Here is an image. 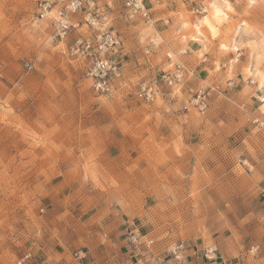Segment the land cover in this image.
Here are the masks:
<instances>
[{"label":"rangeland","instance_id":"374dc122","mask_svg":"<svg viewBox=\"0 0 264 264\" xmlns=\"http://www.w3.org/2000/svg\"><path fill=\"white\" fill-rule=\"evenodd\" d=\"M94 2L109 31L123 41L128 32L147 66L116 95L92 92L83 63L64 54L65 43L50 42L47 22L36 21L33 0H0V264H16L27 251L29 264H40L62 246L80 248L112 215L129 222L128 237L168 255L180 241L214 235L224 211L249 208L250 158L264 155V120L248 115L254 104L245 114L228 97L240 88L237 79L188 80L151 103L135 93L166 55H175L171 70L188 52L177 43V9L194 18L190 24L207 15L215 46H229L244 71L264 69V0L251 7L230 0L234 11L223 22L204 9L193 13L188 0H143L150 21L130 16L119 0L109 8ZM75 32L88 31L69 39ZM201 85L210 92L204 112L190 105ZM243 85L256 83L247 76Z\"/></svg>","mask_w":264,"mask_h":264},{"label":"crops","instance_id":"0c3cea01","mask_svg":"<svg viewBox=\"0 0 264 264\" xmlns=\"http://www.w3.org/2000/svg\"><path fill=\"white\" fill-rule=\"evenodd\" d=\"M98 1L106 8L112 6V0ZM119 1L121 2V0ZM173 14V22H176V17L180 16L178 24L179 32L182 36L179 34L177 43L188 50L180 61L189 71L183 83L190 80L192 81L190 85L195 86L197 82H206L210 79L212 84V81L215 82L218 77L225 79L233 75V78L237 79L235 86L240 85V88L235 92L232 91V94L230 92L228 97L231 101H234L237 107L245 109V114H248V108L250 109V106L254 104L256 109L252 114L248 115L261 121L263 117L261 112L264 111V89L259 87L258 73L264 76L263 67L258 69L254 66L248 72L246 68L244 71L241 66H238L239 59L233 57L229 46H227L228 50L221 49V45L215 46V40L218 37L212 38L205 29H202L201 35L190 37L195 21L192 24L189 22L194 18L178 9ZM181 22L187 23L189 28L180 29ZM124 34V41L119 37L122 41L120 54L121 73L119 78L113 82L114 95L116 93L119 94L121 86L125 87L129 79L147 72L144 70V68L147 69V66L144 65L140 52H135L136 46L132 42L133 39H128L127 31ZM77 35L75 32L71 39ZM169 36L167 38L171 39ZM69 37L68 40H71ZM181 38L183 41H181ZM207 50L210 51L209 54ZM203 57L204 60H208L207 63L204 60V62L201 61ZM170 63L171 61L165 59L159 65L158 71L148 77L146 81L158 73L169 71L167 68ZM247 76L253 78L256 86L243 85L241 87L242 81ZM210 88H213V86L210 85ZM256 97L261 98L263 103L260 104ZM249 104L251 105L247 106ZM248 140L249 137L244 140V143L250 145L251 141L248 142ZM250 164L253 167L250 176H248L251 180L249 182L251 186L249 208L245 212L239 210L224 211L223 223L214 235L212 234L209 238H203V235H200L199 237H193L188 242H184L185 250L182 255L183 260L180 262L172 259L169 254L163 253L166 250L164 247L153 248L146 242L140 243V239L135 244H132L127 236L129 222L117 218L118 215H112L111 218L113 219L102 228L101 233H96L89 240H84L82 247L78 248V244L62 246L61 251H55L51 254L48 252V258L40 264H73L71 253L79 249L85 250L87 254V259L82 264H264V155L250 158ZM137 231L135 230L132 234L140 236ZM133 236L136 237V235ZM212 247L216 252L215 257L206 259L205 251ZM252 247H257V251L252 252Z\"/></svg>","mask_w":264,"mask_h":264},{"label":"built area","instance_id":"2783aa9c","mask_svg":"<svg viewBox=\"0 0 264 264\" xmlns=\"http://www.w3.org/2000/svg\"><path fill=\"white\" fill-rule=\"evenodd\" d=\"M188 2L191 4L193 13L200 15L203 12L202 0H188ZM121 3L130 16L150 21V11L143 0H121ZM33 6L36 21H45L49 24L50 42L57 45L65 43L64 54L69 59L83 63L85 77L90 81L92 92L98 96H111L114 91L113 82L119 78L121 73L122 41L106 27L107 18L100 12L94 0H33ZM83 26L88 32L78 34L68 43L69 34ZM181 54L185 55V52ZM172 56L167 55L168 61H171ZM25 68L29 71L32 65L27 63ZM3 72L0 59V78ZM188 72L183 63L176 61L171 70L158 73L148 81L139 82L135 97L143 103H151L161 95L162 90L166 89L172 93L175 87L184 82ZM207 88L201 85L190 103L199 112L207 109V97L210 94ZM259 121L255 120V123ZM262 124L263 122H260V125ZM129 240L132 244L136 243L135 236H130ZM184 250L185 244L180 241L168 254L172 259L180 262L183 260ZM251 251L256 252L257 247H252ZM215 253V249L208 248L205 251V258L213 259ZM32 258V253L27 251L16 264H28ZM71 259L73 264H82L87 259L86 251L83 249L73 251Z\"/></svg>","mask_w":264,"mask_h":264},{"label":"snow or ice","instance_id":"6c2138e0","mask_svg":"<svg viewBox=\"0 0 264 264\" xmlns=\"http://www.w3.org/2000/svg\"><path fill=\"white\" fill-rule=\"evenodd\" d=\"M254 2L255 0H249V7H251ZM211 8L214 10L215 17L218 20V22L227 21L229 19L228 13L234 11L233 5L230 3V0H223V2L220 4L216 3V0H212ZM207 10H208L207 7H205L204 11L206 12ZM202 22L208 26L213 37H215L217 33V29L216 27H214L212 24L209 23L207 16L203 18ZM260 87L261 89H264V80H261Z\"/></svg>","mask_w":264,"mask_h":264},{"label":"bare ground","instance_id":"6f19581e","mask_svg":"<svg viewBox=\"0 0 264 264\" xmlns=\"http://www.w3.org/2000/svg\"><path fill=\"white\" fill-rule=\"evenodd\" d=\"M222 2H223V0H216V3H218V4H220ZM211 3H212V0L204 2L203 9H205V7H207V9H208L206 12L204 11V13L210 15V17H212L213 19H216L214 10L211 8ZM204 17L205 16L197 17L195 19V22H194L193 28H192V33L190 34V37H196V36L201 35L202 34V29H205L206 31H208V33L212 34L210 29L208 28V26L202 22ZM208 20H209V23L211 24L209 17H208ZM186 28H189L188 24L185 23V22H183V23L181 22V28L180 29H186ZM183 39H184V37H183ZM223 47H224V49H227L226 46H223ZM260 83H261V81L259 82V87H260Z\"/></svg>","mask_w":264,"mask_h":264}]
</instances>
